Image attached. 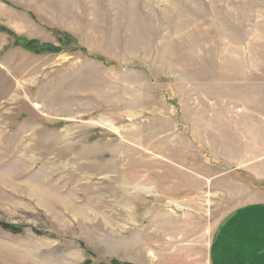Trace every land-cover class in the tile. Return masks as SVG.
I'll use <instances>...</instances> for the list:
<instances>
[{
	"label": "rangeland",
	"instance_id": "rangeland-1",
	"mask_svg": "<svg viewBox=\"0 0 264 264\" xmlns=\"http://www.w3.org/2000/svg\"><path fill=\"white\" fill-rule=\"evenodd\" d=\"M263 203L264 0H0V264H211Z\"/></svg>",
	"mask_w": 264,
	"mask_h": 264
},
{
	"label": "crops",
	"instance_id": "crops-1",
	"mask_svg": "<svg viewBox=\"0 0 264 264\" xmlns=\"http://www.w3.org/2000/svg\"><path fill=\"white\" fill-rule=\"evenodd\" d=\"M211 264H264V203L239 208L214 234Z\"/></svg>",
	"mask_w": 264,
	"mask_h": 264
},
{
	"label": "trees",
	"instance_id": "trees-1",
	"mask_svg": "<svg viewBox=\"0 0 264 264\" xmlns=\"http://www.w3.org/2000/svg\"><path fill=\"white\" fill-rule=\"evenodd\" d=\"M2 30L4 31V28H2ZM9 33V32H8ZM11 33V32H10ZM9 33V34H10ZM19 41H16V44L18 43ZM25 47L30 50L31 52H45V53H57L59 51H61V49L59 48H54V46H50V45H46V46H42L43 48L39 47L37 45V43L34 41V42H28L27 44H25ZM1 227H3L4 229L12 232V233H16V234H20V233H23L24 232V227H21V226H15V225H11V224H5V223H1L0 224ZM36 231L37 233H40L38 232L37 230H34Z\"/></svg>",
	"mask_w": 264,
	"mask_h": 264
},
{
	"label": "bare ground",
	"instance_id": "bare-ground-1",
	"mask_svg": "<svg viewBox=\"0 0 264 264\" xmlns=\"http://www.w3.org/2000/svg\"><path fill=\"white\" fill-rule=\"evenodd\" d=\"M101 126H103L104 128L111 130L113 132H117V128L113 125L112 122H108V121H102L99 123ZM134 190L137 191H142V192H149L150 189L147 187H144L143 185H136L135 187H133Z\"/></svg>",
	"mask_w": 264,
	"mask_h": 264
}]
</instances>
